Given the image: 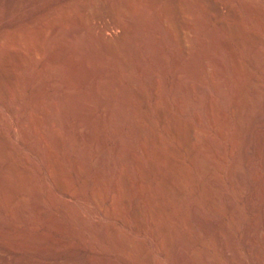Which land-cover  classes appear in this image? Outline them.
I'll use <instances>...</instances> for the list:
<instances>
[{"label": "rangeland", "instance_id": "obj_1", "mask_svg": "<svg viewBox=\"0 0 264 264\" xmlns=\"http://www.w3.org/2000/svg\"><path fill=\"white\" fill-rule=\"evenodd\" d=\"M0 42V264H264V0H0Z\"/></svg>", "mask_w": 264, "mask_h": 264}, {"label": "bare ground", "instance_id": "obj_2", "mask_svg": "<svg viewBox=\"0 0 264 264\" xmlns=\"http://www.w3.org/2000/svg\"><path fill=\"white\" fill-rule=\"evenodd\" d=\"M82 6V5H81ZM78 7V13L80 14V17H81V20H83V22H85V23H100L101 22V20H102V13L100 12V10H98V8L97 7H94V8H91V10H87V9H85L84 7ZM90 5H88V7H89ZM94 6V5H93ZM87 8V7H86ZM90 8V7H89ZM97 8V9H96ZM212 9L214 10V12L216 13V14H221V13H223V10H222V8L220 7V6H214V7H212ZM117 10H115V9H113V7L111 6V5H109V6H106V13L108 14V15H110L113 19H114V16H116L115 15V12H116ZM75 12V11H74ZM107 17V16H106ZM230 18V17H229ZM228 18V19H229ZM111 19V18H110ZM228 19H220L219 21H220V24L222 25V27L224 26L225 28H230V25H231V21L230 20H228ZM79 21V20H78ZM116 22V21H115ZM232 22H233V20H232ZM100 24H102V23H100ZM106 24V23H105ZM112 24H117V23H112ZM175 25H177V23H174ZM235 25V24H234ZM237 28H238V26H237ZM105 29H106V25H102V27H101V32H103V34L105 33ZM234 29V28H233ZM240 29V28H239ZM240 31V30H239ZM22 32V31H21ZM30 31H29V29L28 30H24V32L22 33V35L20 36V40H16V43H14V47H10V50H11V52L13 53L12 55H19V58L20 57H22L23 58V60H24V62H23V64H24V66H26L29 62H31V60L34 58V56H35V50L33 49L34 47H33V45H32V41H33V38H32V40H31V36H30V34L31 33H29ZM230 32H231V30H230ZM234 32H236V31H233V33ZM232 33V32H231ZM243 33V32H242ZM21 34V33H20ZM20 34H18V35H20ZM237 34V33H236ZM247 34V33H246ZM17 35V34H16ZM105 35V34H104ZM8 36V35H7ZM7 36H5L6 37V41H4L5 43L9 40V38H8V40H7ZM14 36V35H13ZM11 37V38H13L14 39V37ZM33 36V35H32ZM229 36H231V35H229ZM237 36V35H236ZM244 36V35H243ZM8 37H10V35L8 36ZM233 37H234V35H233ZM16 38V37H15ZM18 38V37H17ZM16 38V39H17ZM239 38V37H238ZM3 40V39H2ZM1 40V41H2ZM12 40V39H11ZM11 40H9V45L8 46H10V43H12V41ZM43 40V39H42ZM11 41V42H10ZM36 41V40H35ZM237 41V40H236ZM238 41H239V39H238ZM4 42H0V44L1 43H4ZM14 42V41H13ZM244 42V41H243ZM36 43V42H35ZM102 43V42H101ZM237 43V42H236ZM183 44V43H182ZM238 44V43H237ZM1 45H3V44H1ZM104 45V44H103ZM6 46V45H5ZM5 46H3V47H5ZM240 46H241V44H240ZM245 46H246V44H245ZM2 47V46H1ZM7 47V46H6ZM40 48V47H39ZM42 48H44V47H42ZM3 49V48H2ZM9 50V49H8ZM9 50V51H10ZM106 50V49H105ZM7 51V50H6ZM8 51V52H9ZM4 52V51H3ZM3 52H1V53H3ZM15 53V54H14ZM45 53V52H44ZM231 53V52H230ZM5 54V53H4ZM7 55V54H6ZM6 55H4V56H6ZM9 55V54H8ZM38 55V54H37ZM1 56V59L3 60V55H0ZM234 56V55H233ZM10 57V56H9ZM18 56H16L15 58H17ZM232 57V56H231ZM117 58V57H116ZM236 58V57H235ZM0 59V60H1ZM5 59H7V60H5ZM4 60L5 61H0V62H2V64L4 63V66L7 68L6 69V71H5V68L3 69V68H1L2 69V71L0 70V87H2V86H7V84H9V83H11L12 82V80H13V77L15 76L14 74V67H13V65L14 64H16L17 62H15L14 64H13V58H11V60H9V58H5ZM231 59H233V58H231ZM15 61V60H14ZM37 61V60H36ZM124 61V60H123ZM237 62H238V60H237ZM259 62V61H258ZM1 64V63H0ZM126 64H127V62H126ZM126 64H124L125 66H126ZM238 64V63H237ZM29 65V64H28ZM27 65V66H28ZM130 65V64H129ZM4 66H1V67H4ZM23 66V65H22ZM31 66V65H30ZM15 67H16V65H15ZM101 75V74H100ZM107 77V76H106ZM246 83V82H245ZM244 83V84H245ZM18 84V83H17ZM107 85V84H106ZM247 85H249V84H247ZM17 86V85H16ZM3 88V87H2ZM248 89V88H247ZM1 90V89H0ZM5 90V89H4ZM2 91V90H1ZM19 91V90H18ZM245 91V90H244ZM139 93V96H143V94H142V92L141 91H138ZM247 93H245V95H246ZM64 96H66V95H64ZM148 96V95H147ZM251 99V98H250ZM146 100V99H145ZM141 101H142V99H141ZM136 104V103H135ZM138 106V105H137ZM145 112V111H144ZM143 115V114H142ZM160 115H162V114H160ZM164 117V116H163ZM160 118H162V117H160ZM143 119L146 121V122H149V118L147 117V116H143ZM165 121V120H164ZM160 122V121H159ZM145 123V122H144ZM151 123V122H150ZM152 124V123H151ZM146 125V124H145ZM149 125V124H148ZM157 125V124H156ZM152 126V125H151ZM149 128H150V126H149ZM154 128V127H153ZM151 129V128H150ZM157 129V128H156ZM154 131V130H153ZM147 132V131H146ZM189 132H191V128L190 127H188V128H183V131H181L180 133H176V135H178L181 139H187L186 138V136H187V134L189 133ZM158 137V136H157ZM188 137V136H187ZM4 141V140H3ZM164 141L162 140V139H160V138H157L156 139V141H155V147H156V149L158 150V149H163V147H164ZM5 149V148H4ZM4 151V150H3ZM159 151V150H158ZM54 161V160H53ZM10 164V163H9ZM7 165V164H6ZM13 165V164H12ZM203 166H204V164H203ZM16 167V166H15ZM204 168H205V166H204ZM16 169H17V167H16ZM10 170V169H9ZM7 172V171H6ZM13 173V172H12ZM18 173V172H17ZM8 174V173H7ZM128 178V177H127ZM127 178L125 179V177L123 176L122 177V179H121V186H122V191L124 192V191H128V182L129 181H127ZM147 182V177L146 176H142V184H144V183H146ZM141 186V185H140ZM146 186V185H145ZM120 189V190H121ZM119 190V189H118ZM117 190V191H118ZM119 190V191H120ZM121 192V191H120ZM119 195V194H118ZM16 196V195H15ZM18 197V196H17ZM119 197H120V195H119ZM19 198V197H18ZM21 198H23V196L21 197ZM16 199V198H15ZM18 200V199H17ZM144 210H145V205H143V204H141V203H137L136 204V206H135V208H134V212H135V214L137 215V216H139L140 218L141 217H144Z\"/></svg>", "mask_w": 264, "mask_h": 264}]
</instances>
